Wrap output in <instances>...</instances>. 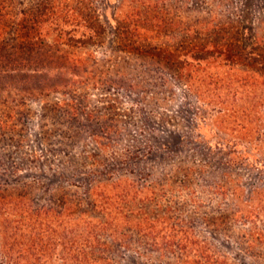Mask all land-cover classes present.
<instances>
[{
  "label": "rangeland",
  "instance_id": "1",
  "mask_svg": "<svg viewBox=\"0 0 264 264\" xmlns=\"http://www.w3.org/2000/svg\"><path fill=\"white\" fill-rule=\"evenodd\" d=\"M204 163L233 166L199 178ZM262 164L264 0H0V264H32L35 208L68 215L65 200L82 202L102 219L84 202L91 184L116 178L143 188L146 202L132 208L153 220L156 242L187 225L191 242L229 262L264 264L263 246L242 258L230 220L226 244L202 220L231 213L210 199L212 180L226 170L244 196L264 187ZM75 218L45 223L78 229ZM115 245L120 264L176 260L163 245H137L142 257Z\"/></svg>",
  "mask_w": 264,
  "mask_h": 264
},
{
  "label": "trees",
  "instance_id": "2",
  "mask_svg": "<svg viewBox=\"0 0 264 264\" xmlns=\"http://www.w3.org/2000/svg\"><path fill=\"white\" fill-rule=\"evenodd\" d=\"M200 165L203 166V169L200 167L199 178L204 174H209L210 169L218 171L221 166H226L227 169L233 166L224 163H216L214 165L204 163ZM238 165L240 164L235 166ZM263 165L258 167L261 168ZM188 170L190 171L191 168ZM180 172L184 173L183 177L188 175V173L183 171ZM175 176L179 175L175 174ZM217 177L219 179L225 178V182L212 180L208 184L207 191L210 194V199L215 200L216 208L224 204L226 210H231V213H222L217 210L211 215L206 214L202 220L211 224L215 236L220 233L223 235L225 244L230 240V237L225 234L226 230L224 231L225 223H227V219L228 221L230 220L232 227L238 229L236 243L243 252L242 258L256 260L259 257L258 254L261 253L260 248L262 246L264 248V187L254 188L249 194L243 196V192H238L241 187L237 185L235 180L231 179L232 177L226 170ZM124 183L121 184L120 179L116 178L109 182L97 181L91 184L89 189L91 198L89 202L85 201L84 204L88 207H94L93 209L99 208V213L103 214L102 219L99 216L89 214L87 209H83L82 202L78 204L65 200L63 209L71 212L68 215L62 211L56 212L57 210L52 206L35 208L32 212V217L36 221L42 220V222L38 223V230L40 236L41 234L42 236L39 237L37 235V242L31 247L32 264H52V256L57 251V243L61 248V251H59L61 254L60 262L58 264H120L111 255L114 251V244H116L115 246L118 247V250L121 248L132 250L138 257L144 256V252H139L140 248L137 245L144 246L143 250L147 248L152 250L156 249L155 245L159 247L163 245V250L169 249L175 254L176 260L173 264H233L229 262L228 254L218 250L211 242L205 240L197 243L191 242V238L194 239L197 236L191 232V228L187 225H183L176 232L169 234L164 244L161 239H157L156 242L157 232L154 226L151 225L153 220L146 219L142 214V209L139 208V212L136 214L134 212L136 208H132L135 202H146V196L142 194L143 188L133 189L131 185L134 182L130 180H126ZM181 183V186H177L179 191L181 187H187L184 185V181ZM107 186H111L112 194H109V191L106 192L108 190ZM114 190L117 191L114 192ZM159 191H163V186L160 187ZM191 194L194 195V192H191ZM244 197L245 199L243 200ZM193 199L198 198L194 196ZM225 200L230 202L226 206ZM198 201V206L204 205L200 204V201L203 200ZM112 208H116L118 211L117 216H111L109 210H112ZM75 210H79V212L76 213ZM71 215H76L74 225L78 229H75L66 220L61 223V230H54L47 224L51 217L57 219L61 216ZM5 220L9 221L10 219L6 218ZM182 222V219L179 220V223ZM42 223L43 227L41 226ZM171 227L172 230L176 229L175 225ZM128 230H135L141 237L136 238L137 241H135L133 239L134 236L129 234ZM63 233L68 236L63 235ZM46 234L48 236L44 238ZM148 234L153 236V239L147 238L143 244L138 241ZM58 236H62L60 242L57 241L59 239ZM121 239H124V241L122 242ZM201 243H208V247ZM167 264L171 263L168 262Z\"/></svg>",
  "mask_w": 264,
  "mask_h": 264
}]
</instances>
